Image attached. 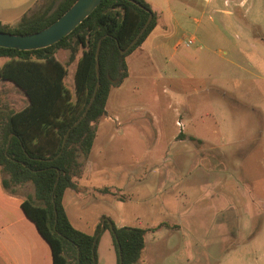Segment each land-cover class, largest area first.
Segmentation results:
<instances>
[{"label":"rangeland","instance_id":"1","mask_svg":"<svg viewBox=\"0 0 264 264\" xmlns=\"http://www.w3.org/2000/svg\"><path fill=\"white\" fill-rule=\"evenodd\" d=\"M50 1L37 0L28 13L41 11ZM147 1L151 6L154 3ZM229 1L233 5L236 0ZM215 2L204 8L194 0L175 2L185 11L183 16L188 15L187 20L182 17L178 52L188 57L181 63V71H176L199 78L188 82L185 77H168L172 69H158L141 60L128 82L136 92L126 102L137 104L129 118L107 112L99 120L113 122L118 130L112 141L113 156L85 184L84 205L71 207L72 222L78 229L93 231L96 220L101 222L96 264H116L111 230L102 229L104 218L143 228L162 223L146 233L138 264H220L223 232L227 247L238 241L248 246L240 249L246 264H264V113L258 107L249 110L245 106L254 101L264 104V42L259 37L264 32V0H245L248 20L240 21L244 34L225 26V15L215 9L224 7V0ZM18 22L10 23L11 27ZM255 22L260 24L256 29L252 27ZM192 36L195 41L186 45L184 41ZM67 56L68 51L58 53L62 61ZM128 58L136 61V56ZM171 58L172 65L181 56ZM7 59L0 57V65ZM75 65L68 66L66 77L72 91ZM117 97L113 91L111 103ZM249 98L253 103L246 101ZM27 101L14 82L0 81V112L19 110ZM150 106L154 110L147 108ZM154 115L161 118L166 133L161 140L152 124ZM141 166L151 168H143L140 177L144 179L138 183L137 173H128ZM100 185L113 186L127 201L112 194L94 198L90 186ZM241 192L248 196L245 205L238 199ZM252 200L257 201L255 205ZM102 212L105 215L99 218ZM78 213L83 220H76Z\"/></svg>","mask_w":264,"mask_h":264},{"label":"trees","instance_id":"2","mask_svg":"<svg viewBox=\"0 0 264 264\" xmlns=\"http://www.w3.org/2000/svg\"><path fill=\"white\" fill-rule=\"evenodd\" d=\"M74 1L52 0L41 11L24 14L13 27L0 21V30L19 34L41 30ZM150 14L153 17L144 33L122 53L120 50L129 46ZM156 22L157 13L147 0H102L74 30L50 46L31 50L0 46V57L8 58L0 65V81L14 82L28 100L19 110L0 112V166L6 175L3 185L11 192L18 185H33L34 197L25 199L22 207L49 243L53 264L97 262L99 236L95 246L93 242L101 222L93 234L78 229L67 214L63 197L66 189L77 187L76 179L84 172L97 124L107 114L106 104L112 88L120 86L128 76L127 56L146 39ZM101 38L100 84L87 115L73 126L94 93L96 51ZM62 50L68 51L65 61L58 57ZM73 62H76L74 91L66 83L68 66ZM10 134L12 138L6 152ZM99 191L119 200L127 199L108 187ZM161 225L152 228L117 226L106 218L105 228L111 230L117 264H120V256L122 264H138L146 245V233Z\"/></svg>","mask_w":264,"mask_h":264},{"label":"crops","instance_id":"3","mask_svg":"<svg viewBox=\"0 0 264 264\" xmlns=\"http://www.w3.org/2000/svg\"><path fill=\"white\" fill-rule=\"evenodd\" d=\"M37 0H0V21L5 23H14L20 21L22 16L31 9H33ZM216 0H194L197 6L206 7L208 4L216 5ZM234 1L233 5H230L229 0H224V7H215V9L225 15L224 24L225 26H231L234 29L241 31L242 34L245 32L242 30V23L240 22L243 19H247V10H243L245 0ZM152 8L157 13V22L153 30L146 37V39L127 56L128 63V76L124 79L123 83L114 87L109 95L106 104L107 112H114L116 115H125V119L129 118L130 110L134 108V106H130L126 99L129 94L135 95L136 90L132 89L128 82L133 77V68L136 67L140 63L141 60H144L143 64H147L150 62L152 66L158 69H168L173 70V74H168V77L179 78L185 77L190 82V78L198 79V76H188V75H180L176 70L181 71V63L186 62L188 56L185 54H178L179 47L181 45L182 36L180 31L183 28L182 17L188 19V15L183 16L185 13L184 10H181L175 6V2L177 0H164L160 3L157 0H153ZM192 2V1H190ZM250 9V8H249ZM234 14L238 15L239 18L237 20L234 19ZM197 21V19H194ZM252 27L254 29L259 27V23H252ZM261 42H264V32L259 34ZM242 51H244L242 49ZM227 53V50L223 51ZM129 56H136L135 62H130ZM171 56H181L179 59V63L171 62ZM171 58V59H170ZM148 60V61H147ZM134 65V67L132 66ZM202 79V78H201ZM264 81V79H263ZM131 83V81H130ZM217 87H222V85L217 84ZM224 87V86H223ZM225 88V87H224ZM223 89V88H222ZM113 91L118 95L115 103H111V95H113ZM227 93V92H226ZM241 100V99H240ZM238 99V101L240 102ZM244 102L253 103L252 99L243 100ZM139 107H144L143 105L138 104ZM253 105V106H252ZM251 106L246 103V107L249 110H254L258 107L260 111L264 113V104L260 102L254 101ZM149 109H153V107H147ZM146 108V109H147ZM154 110V109H153ZM156 113L152 111V113ZM153 113V114H154ZM191 117V115H190ZM158 118V117H157ZM155 115L152 120V124L157 129V140L163 139V135H165V131L162 128L160 122L161 118L157 119ZM124 119V120H125ZM201 123H202V119ZM208 119V117L206 118ZM226 122V121H225ZM174 129V126H173ZM176 129V128H175ZM118 130L113 126V122L111 123L107 119L101 120L97 124V133L94 140V144L92 146L91 152L88 156L87 163L84 168V172L81 177L76 179L77 187L66 189L63 197V203L66 208L67 214L72 222V213L71 207L73 205H84L82 201H85L86 197L84 195L83 190L85 189V184L91 183V176L93 172L99 171V167L102 163L111 161L113 147L112 141L115 135L118 134ZM126 135V134H124ZM194 136H189L190 139ZM195 138V137H194ZM258 139H260L258 137ZM194 140V139H192ZM254 151V150H251ZM155 167V166H154ZM152 167V168H154ZM148 169L151 167L141 166L136 171H131L128 175L132 173H137V182L143 181L144 177L141 178V174L144 169ZM5 173L3 171L2 166H0V264H53L52 259V249L49 243L44 239L39 233L35 223L26 215L23 210L22 203L25 199L30 196H34V189L31 183H26L23 185H18L15 187L13 192L4 188L3 178L5 177ZM136 179V178H134ZM129 180V176H128ZM93 189L92 196L95 198L96 195H108L99 191L101 188H113V186L109 185H100V186H90ZM113 190V189H112ZM240 192V191H239ZM92 193V192H90ZM239 194V193H238ZM69 196V200H68ZM85 197V198H84ZM239 200L243 202V204H247L245 202L248 199V196L241 192L239 194ZM238 200V202H239ZM120 201V200H119ZM124 201H127L125 199ZM257 201L252 200V203L255 205ZM250 204V201H249ZM248 214L250 211L248 210ZM105 213H101L99 215L103 216ZM76 216V215H75ZM224 216V213H223ZM225 217V216H224ZM224 217H222L224 220ZM240 219V217H239ZM76 220H83V215L78 213ZM96 220L95 225L93 226V231H85L89 234H93L95 231V227L98 223ZM73 223V222H72ZM117 226H123V223H115ZM225 226V225H224ZM76 227V226H75ZM235 237V236H234ZM223 250L222 259L220 264H246L244 261V256L241 254V247H245L247 250V245H240V241L233 243L231 247L226 246V236L223 232ZM116 253V250H115ZM263 261H264V253H262ZM239 261L235 262V259ZM221 259V260H222ZM116 264H117V253H116ZM249 264V263H248Z\"/></svg>","mask_w":264,"mask_h":264},{"label":"water","instance_id":"4","mask_svg":"<svg viewBox=\"0 0 264 264\" xmlns=\"http://www.w3.org/2000/svg\"><path fill=\"white\" fill-rule=\"evenodd\" d=\"M102 0H75L72 5L56 20L50 23L48 26L44 27L41 30L31 32V33H12L0 30V46L1 47H8V48H17L21 50H31V49H38L50 46L57 41L61 40L63 37L67 36L72 30H74L100 3ZM153 14H150L148 20L137 34V36L131 41L129 46L125 49H121L122 53L128 51L139 39V37L144 33L148 24L150 23ZM102 38L98 42L97 51H96V72H97V83L95 85L94 93L89 101L88 105L86 106L82 116L74 122L73 126H76L80 121L87 115L90 106L92 105L99 84H100V64H99V52L101 47ZM71 128L68 129L64 140H63V147L65 146L66 139L68 133ZM12 138V134H10L7 145H6V152L10 145V141ZM62 152V151H61ZM61 152L58 154L60 155ZM59 177V176H58ZM57 182L55 183V186ZM55 215H57V211L55 209ZM106 220V218H104ZM103 220L102 229L105 228V222ZM110 229L113 230V223H109ZM98 234H96L93 246L96 245V241L98 238ZM120 264H122V258L120 256Z\"/></svg>","mask_w":264,"mask_h":264},{"label":"built area","instance_id":"5","mask_svg":"<svg viewBox=\"0 0 264 264\" xmlns=\"http://www.w3.org/2000/svg\"><path fill=\"white\" fill-rule=\"evenodd\" d=\"M195 41V38L192 36L190 38H188L185 42L186 45H190ZM181 43V42H180ZM179 124H181V122H178Z\"/></svg>","mask_w":264,"mask_h":264}]
</instances>
